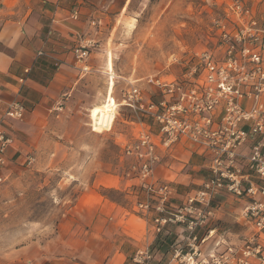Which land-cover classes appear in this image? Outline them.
Here are the masks:
<instances>
[{
	"label": "crops",
	"instance_id": "1",
	"mask_svg": "<svg viewBox=\"0 0 264 264\" xmlns=\"http://www.w3.org/2000/svg\"><path fill=\"white\" fill-rule=\"evenodd\" d=\"M131 1L0 0V125L15 138L14 149L8 151L9 162L2 170L5 179L12 166L23 164L27 153L34 156L35 163L43 152L47 153L44 164L61 163L60 154L72 148L77 133L93 132L89 121L78 122L81 116L89 117L91 106L108 105L114 114L115 102L100 103L109 80L107 66L113 68V80L117 77L112 56L107 54L109 34L105 22L124 14ZM76 46L87 47L86 59H76ZM157 95L153 98L156 101L161 96ZM13 102L22 105V117L6 115ZM143 124L157 130L150 117H145ZM240 151L247 155L250 150L244 146ZM159 155L154 177L168 182L173 189L163 212L155 210L154 201L147 216L137 208V201L147 200V196L138 192L135 178L126 176L130 158L125 157L117 173H107L98 162L90 187L110 181L123 192L127 203L109 199L93 188L83 190L71 208L80 217L61 220L57 233L39 243L34 256L24 259V263L180 264L171 258L170 248L184 241L188 233L185 224L168 222L156 231L152 219L172 213L187 193L211 176L210 156L203 147L189 141L160 149ZM244 205V199L225 191L212 199L213 216L194 230L199 239L212 231L199 244L203 252L220 250V236L240 245L247 232L239 216Z\"/></svg>",
	"mask_w": 264,
	"mask_h": 264
},
{
	"label": "built area",
	"instance_id": "2",
	"mask_svg": "<svg viewBox=\"0 0 264 264\" xmlns=\"http://www.w3.org/2000/svg\"><path fill=\"white\" fill-rule=\"evenodd\" d=\"M226 13V22L217 25L215 41L197 52L194 65H183L177 76L146 78L159 89L157 102L145 100L135 85L122 93L120 101L137 114L121 152L131 160L126 176L135 178L147 196L136 203L145 216L151 201L160 213L173 194L168 182L154 177L160 149L189 141L210 156L211 176L187 193L172 213L152 219L156 231L168 222L185 224L184 241L172 249L171 258L180 264H262L264 260V7L233 0ZM73 52L79 61L89 54L86 46H76ZM22 114L20 103L8 105V117ZM145 116L157 124L156 131L144 126L141 117ZM14 145L15 138L0 125V181L5 179L2 170ZM244 146L250 150L247 155L240 151ZM33 162L34 156L27 153L22 163ZM222 191L245 200L239 216L247 232L240 245L220 236V250L203 252L199 244L212 231L199 239L194 230L213 216L212 199Z\"/></svg>",
	"mask_w": 264,
	"mask_h": 264
},
{
	"label": "rangeland",
	"instance_id": "3",
	"mask_svg": "<svg viewBox=\"0 0 264 264\" xmlns=\"http://www.w3.org/2000/svg\"><path fill=\"white\" fill-rule=\"evenodd\" d=\"M232 1L132 0L124 14L106 20L107 54L112 56L117 77L113 80V68L107 66L109 80L100 103L115 102L116 110L113 114L108 105L91 106L89 117L81 116L78 122L89 121L93 132L77 133L72 148L60 154L61 163L44 164L47 153L43 152L39 162L12 166L0 181V264H25L24 259L34 256L39 243L57 233L61 220L79 218L71 208L83 190L93 188L109 199L127 203L123 192L110 181L90 187L98 162L107 173H117L125 160L121 144L131 137L135 126L130 121L137 114L120 104L122 93L135 85L145 100L157 102L153 98L161 95L159 89L146 78L177 76L183 65H194L197 52L215 41L217 25L226 22L227 5ZM240 1L264 7V0ZM145 117H141L143 122ZM84 126L87 130V124ZM83 144L89 148L79 149ZM170 249L172 254L173 246Z\"/></svg>",
	"mask_w": 264,
	"mask_h": 264
}]
</instances>
